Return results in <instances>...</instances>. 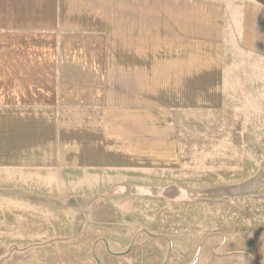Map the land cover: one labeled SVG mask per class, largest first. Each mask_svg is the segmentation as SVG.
Masks as SVG:
<instances>
[{
    "label": "crops",
    "instance_id": "0c3cea01",
    "mask_svg": "<svg viewBox=\"0 0 264 264\" xmlns=\"http://www.w3.org/2000/svg\"><path fill=\"white\" fill-rule=\"evenodd\" d=\"M238 49L259 69L256 0H0V193L195 180L191 126L227 107Z\"/></svg>",
    "mask_w": 264,
    "mask_h": 264
},
{
    "label": "rangeland",
    "instance_id": "374dc122",
    "mask_svg": "<svg viewBox=\"0 0 264 264\" xmlns=\"http://www.w3.org/2000/svg\"><path fill=\"white\" fill-rule=\"evenodd\" d=\"M245 57L229 62L227 107L191 126L195 180L106 184L96 199L60 190L61 204L0 193V264H264V61Z\"/></svg>",
    "mask_w": 264,
    "mask_h": 264
},
{
    "label": "water",
    "instance_id": "95a60500",
    "mask_svg": "<svg viewBox=\"0 0 264 264\" xmlns=\"http://www.w3.org/2000/svg\"><path fill=\"white\" fill-rule=\"evenodd\" d=\"M256 1L264 5V0H256Z\"/></svg>",
    "mask_w": 264,
    "mask_h": 264
}]
</instances>
